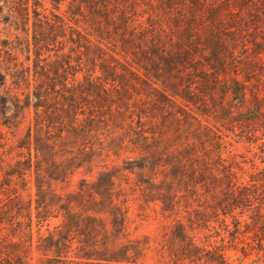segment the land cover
Listing matches in <instances>:
<instances>
[{
  "label": "rangeland",
  "instance_id": "rangeland-1",
  "mask_svg": "<svg viewBox=\"0 0 264 264\" xmlns=\"http://www.w3.org/2000/svg\"><path fill=\"white\" fill-rule=\"evenodd\" d=\"M253 1L248 8L240 0H63L60 8L44 0L38 6L54 22L52 28L44 23L46 31L59 34L48 49H38L40 63L49 72L64 65L70 86L96 84L87 87L88 97L77 100L80 118L98 119L94 134L74 145L87 160L53 187L59 193L76 191L83 178L92 182L102 170L115 173L125 211L124 264H216L190 256V239L203 253L221 251L224 264H264V239L259 232L255 236L257 228L248 230L243 223L236 232L234 216L222 210L216 214L212 193L195 186L198 179L230 178L257 194L264 190V14L261 0ZM0 2L5 5L0 70L7 76L0 95L23 100L48 83L34 73L40 70L34 0L29 2V31L22 28L21 1ZM35 117L31 107L11 116L6 126L0 113V209L17 193L25 200L35 195L34 171L27 188L16 175L4 184L19 159L31 155L36 162L34 140L30 154L27 139ZM143 156L153 167L127 168L130 160ZM155 184L164 191L172 187L173 209H163L155 199ZM187 186L197 195L191 196ZM238 211H244L238 216L242 221L248 218V210ZM50 222L53 227L60 219ZM38 228L35 220L32 241L14 236L10 226L1 236L21 241L29 264H38L43 256L37 249Z\"/></svg>",
  "mask_w": 264,
  "mask_h": 264
},
{
  "label": "trees",
  "instance_id": "trees-1",
  "mask_svg": "<svg viewBox=\"0 0 264 264\" xmlns=\"http://www.w3.org/2000/svg\"><path fill=\"white\" fill-rule=\"evenodd\" d=\"M20 1L18 11L22 18V28L29 31L30 0ZM43 1L34 0L33 7L34 46L39 61L36 66L40 68L34 73L35 76L46 77L48 83L41 87L37 86L32 93H27L23 100L17 95L11 97L0 95V113L4 116L2 124L10 126L11 116L17 117L19 113H24L31 107L36 114L34 128L30 126L27 134L30 154L34 140L36 162L33 164L31 155L28 159H19L13 166L12 172L7 173L6 178L9 181L4 182L10 184L11 178L16 175L22 181L23 188H27L28 176L30 177L34 171L36 191L34 197L31 196L28 200H25L22 193L16 191V196L11 197L6 204L7 208L0 209V264H29L26 252L21 249V241L7 242L1 236V232L10 226L14 236L18 235L22 238L21 236L25 235L32 241L35 220L39 226L37 249L43 253L38 264H124L127 252L122 243L125 211L118 201L115 173L112 170H102L92 182L83 178L76 191L59 193L53 187V182L66 181L75 169L86 162L87 159H83L75 152L74 145L77 146L80 139L94 134V123L98 119L93 115L80 118L77 108L78 98L88 97L90 89L87 87H96L95 83L89 80L86 85L79 82L78 85L70 86L64 65L56 66L49 72L46 65L40 63L42 53L38 49L42 46L48 49L49 41H56L59 36L54 32L50 36L46 31L44 23L52 28L54 22L48 15H42L38 9V6L44 5ZM62 1L50 0L56 8H60ZM253 2V0H240L246 8L255 6ZM261 6L264 14V0H261ZM4 10L5 5L0 2V17L4 15ZM56 16L61 19L59 15ZM27 49L30 51V43ZM47 58H50V55ZM50 73L54 75L50 77ZM6 81V74L0 70V86L5 85ZM49 95L53 98L52 103L46 100ZM10 109L13 111L11 116L8 115ZM84 147L78 149L83 150ZM154 164L150 158L143 156L130 160L131 166L127 168L144 170L153 167ZM194 165L197 166L195 163ZM199 175L203 176L201 171ZM202 180L195 181V186L199 184L202 190L204 187V191L212 193L215 203L210 206L215 213L222 210L225 216L227 214L234 216L236 232L244 223L248 230H251L249 228L251 225L257 228L255 236H258L259 232L262 235L261 240L264 239V190L261 195L257 194L248 187L237 186V183L230 178L226 181L213 178L210 183ZM154 186L158 189L152 191L159 194L155 199L162 202L163 209H173L175 201L172 187L168 185L164 191L159 185H152V188ZM187 191L191 196L197 195L196 190L191 187L187 186ZM239 209L249 211L247 219L242 221L238 217L244 215V211L236 213ZM52 218L60 219V222L53 227L50 222ZM44 224L47 225L46 231L41 233ZM190 245L193 247L190 256H204L216 264H224L221 251L203 253L205 250L196 247L191 239Z\"/></svg>",
  "mask_w": 264,
  "mask_h": 264
}]
</instances>
